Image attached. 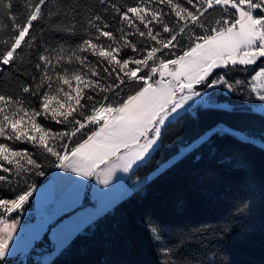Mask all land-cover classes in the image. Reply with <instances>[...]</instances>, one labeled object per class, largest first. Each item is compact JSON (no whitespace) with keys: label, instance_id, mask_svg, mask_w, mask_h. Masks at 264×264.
<instances>
[{"label":"snow or ice","instance_id":"obj_1","mask_svg":"<svg viewBox=\"0 0 264 264\" xmlns=\"http://www.w3.org/2000/svg\"><path fill=\"white\" fill-rule=\"evenodd\" d=\"M16 2L0 0L10 21L0 22V74L23 67L24 77L15 95L0 86V191L14 193L0 196V261L36 192L31 178L46 167L91 178L121 161L128 172L147 164L166 121L189 101L218 88L264 101V0H19L22 13ZM34 22L70 35L79 25L82 40L46 46ZM252 65L250 79L229 78Z\"/></svg>","mask_w":264,"mask_h":264},{"label":"trees","instance_id":"obj_2","mask_svg":"<svg viewBox=\"0 0 264 264\" xmlns=\"http://www.w3.org/2000/svg\"><path fill=\"white\" fill-rule=\"evenodd\" d=\"M14 10L24 12L19 0ZM0 22L10 25L2 11ZM34 23L38 42L46 46L73 48L82 40L79 25L78 34L70 35L50 29L47 22ZM126 54L130 50H124ZM253 69L259 70L252 65L248 72L230 73L229 78L250 79ZM21 71L5 66L0 74V86L7 94L15 95V83L24 79ZM29 99L36 103V98ZM210 101L167 121L151 158L136 166L131 177L142 180L163 167L87 224L47 264H264V111L251 107L253 93L248 89L229 93L218 88ZM222 102L229 106L219 105ZM44 123L63 130L53 121ZM223 125L233 130L219 128ZM211 130L206 143L200 141L177 156ZM17 146L34 151L30 145ZM53 169L46 167L45 176L31 180L40 184ZM13 195L0 191V196ZM52 226L35 242L40 257L53 250ZM35 254L22 262L18 253L13 260L41 263L28 258Z\"/></svg>","mask_w":264,"mask_h":264},{"label":"crops","instance_id":"obj_3","mask_svg":"<svg viewBox=\"0 0 264 264\" xmlns=\"http://www.w3.org/2000/svg\"><path fill=\"white\" fill-rule=\"evenodd\" d=\"M210 103L205 95L189 101L185 109L197 104ZM116 163L121 165L119 167L121 172L115 178L113 177L117 172L113 171L111 162L97 169L101 173L99 177L93 175L91 178H86L71 171L58 169L37 190L33 201L34 214H30L27 219L17 218L19 223L9 249L18 244V252L22 254L19 258L23 262L25 256L34 254L35 242L44 235L50 225H53L50 230L53 250L44 254L41 259V264L47 263L87 224L133 191L134 182L131 175L137 165H133L131 170L125 172L123 163L121 161ZM96 178L99 182L95 183ZM105 180L107 183L104 182ZM134 180L136 183L137 180ZM58 248L60 249L56 250ZM18 252L9 253L4 261L14 262L13 256Z\"/></svg>","mask_w":264,"mask_h":264},{"label":"rangeland","instance_id":"obj_4","mask_svg":"<svg viewBox=\"0 0 264 264\" xmlns=\"http://www.w3.org/2000/svg\"><path fill=\"white\" fill-rule=\"evenodd\" d=\"M121 55H123V51H122V53H121ZM264 67V66H263ZM53 87H55V86H53ZM65 87H67V86H65ZM206 97L208 98V100H210V98H211V94H208V95H206ZM211 102V101H210ZM211 104V103H210ZM210 104H208V105H210ZM219 105H221V106H229L227 103H225V102H222V103H220ZM186 106V105H185ZM251 107H253L254 109H256V110H259V111H264V101H260L258 98H257V95L255 94V93H253V103L251 104ZM183 110H181L180 112H182ZM170 119H173L172 117H170L169 118V120ZM166 123H167V121H166ZM165 123V124H166ZM219 128H222V129H226V130H230V131H232L233 129L232 128H230V127H228L227 125H223V126H220ZM163 130V129H162ZM214 130V129H213ZM213 130H211V131H209L207 134V137L209 136V134L213 131ZM240 135H243V136H246V135H244L243 133H240ZM201 140H200V138L198 139V140H196L193 144H191V145H189V146H186V147H184V148H182L181 149V151H180V153L177 155V156H179V155H182V154H184V151L186 152L188 149H190L191 147H193L196 143H198V142H200ZM158 144H159V142H158ZM155 148V147H154ZM153 152V151H152ZM151 152V153H152ZM116 165L117 166H115V167H112L113 168V171H115L116 170V175H115V173H114V177L113 178H115V177H117L118 176V174H120V169H119V167H121V165L119 164V163H116ZM163 167V164L158 168V170L159 169H161ZM58 169L57 168H54L53 170H52V172L48 175V177H46L45 178V180L43 181V182H41L40 184H37L36 185V192H34V194H33V196L30 198V201H29V203L28 204H26L25 205V209L23 210V212L20 214V215H18L17 216V218L18 219H23V218H26L27 219V217L30 215V214H34L33 212H34V207H33V201H34V198H35V196H36V193H37V190L39 189V188H41L40 186H42V184H44V182H46L53 174H55V172L57 171ZM158 170H156L154 173H152V174H150L148 177H146V178H144V179H136L137 181H136V183H135V180L133 179V182H134V189H133V191L134 190H136V189H138L145 181H147L150 177H152ZM47 176V175H46ZM99 179H97L96 178V180H95V183L98 181ZM113 181V180H112ZM111 181V182H112ZM13 215H16L15 213L13 214ZM19 247H18V244L17 245H14L12 248H10V251H9V253H13V252H18L19 251V249H18ZM21 248H23V245H22V247ZM60 248H58V249H56V250H59ZM21 250V249H20ZM19 253V252H18ZM18 253H16L15 255H17ZM35 253H37V251H35L34 252V254ZM30 260H38L39 259V262H41L42 263V257H40V256H38L37 254H35V255H33V256H30V257H28ZM25 259H26V257H25ZM5 261H1V263L3 264ZM41 263H39V264H41ZM5 264H22L21 262H20V260H18L17 262H13V261H7V262H5ZM31 264H33V263H31ZM44 264H47V263H44Z\"/></svg>","mask_w":264,"mask_h":264}]
</instances>
